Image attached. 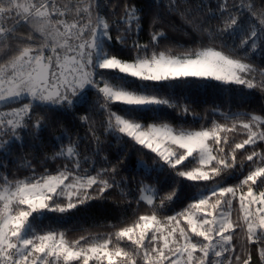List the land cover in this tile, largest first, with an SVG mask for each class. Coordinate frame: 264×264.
<instances>
[{"label":"snow or ice","instance_id":"1","mask_svg":"<svg viewBox=\"0 0 264 264\" xmlns=\"http://www.w3.org/2000/svg\"><path fill=\"white\" fill-rule=\"evenodd\" d=\"M0 264H264V0H0Z\"/></svg>","mask_w":264,"mask_h":264},{"label":"trees","instance_id":"2","mask_svg":"<svg viewBox=\"0 0 264 264\" xmlns=\"http://www.w3.org/2000/svg\"><path fill=\"white\" fill-rule=\"evenodd\" d=\"M138 6L147 8L151 3V0H136ZM175 40L184 42L187 40L186 37H182L179 33H172ZM147 40V35L142 36V42ZM197 103L195 108L197 113H203L205 109H211L213 105H220L223 108H227L229 104L232 105L233 110H236L237 104H243L244 107L251 106L258 108L262 102L259 94L249 96L241 100L239 97H231L228 93L218 94L212 89H198L194 90L192 97ZM137 157L135 154L131 157V164L135 165ZM115 197V194H113ZM118 198V197H116ZM116 215L115 205L112 203L111 198L106 202H95L92 207L87 209L86 212L79 213V217H87L90 222L92 219L103 222ZM235 215V213H234Z\"/></svg>","mask_w":264,"mask_h":264}]
</instances>
